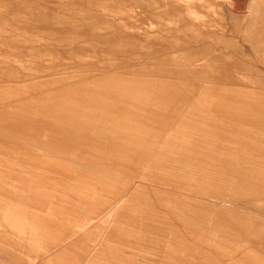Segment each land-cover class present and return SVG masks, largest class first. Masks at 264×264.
<instances>
[{
	"label": "rangeland",
	"instance_id": "374dc122",
	"mask_svg": "<svg viewBox=\"0 0 264 264\" xmlns=\"http://www.w3.org/2000/svg\"><path fill=\"white\" fill-rule=\"evenodd\" d=\"M71 238L264 264V0H0V264Z\"/></svg>",
	"mask_w": 264,
	"mask_h": 264
},
{
	"label": "crops",
	"instance_id": "0c3cea01",
	"mask_svg": "<svg viewBox=\"0 0 264 264\" xmlns=\"http://www.w3.org/2000/svg\"><path fill=\"white\" fill-rule=\"evenodd\" d=\"M112 177L115 176L113 175ZM111 196H113V193L111 194ZM79 239L80 238H75V239L71 238L70 241L73 242H70L71 247L69 248V253L64 256L67 258L66 259L67 262H72L73 264H77L83 259V257H85V255L87 254L86 252L90 251V254L86 257L83 264H108V263H102L100 261L102 254L98 252L99 248L97 247L88 248L87 243L79 242L81 241ZM53 255L56 257L63 256V254L62 253L59 254V252L53 253Z\"/></svg>",
	"mask_w": 264,
	"mask_h": 264
},
{
	"label": "bare ground",
	"instance_id": "6f19581e",
	"mask_svg": "<svg viewBox=\"0 0 264 264\" xmlns=\"http://www.w3.org/2000/svg\"><path fill=\"white\" fill-rule=\"evenodd\" d=\"M222 94V93H221ZM1 186H4V185H1ZM3 189V188H2Z\"/></svg>",
	"mask_w": 264,
	"mask_h": 264
}]
</instances>
